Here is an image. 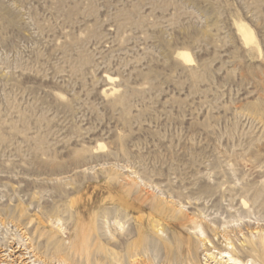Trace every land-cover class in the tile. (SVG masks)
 I'll use <instances>...</instances> for the list:
<instances>
[{"label": "rangeland", "instance_id": "1", "mask_svg": "<svg viewBox=\"0 0 264 264\" xmlns=\"http://www.w3.org/2000/svg\"><path fill=\"white\" fill-rule=\"evenodd\" d=\"M134 259L264 264V0H0V264Z\"/></svg>", "mask_w": 264, "mask_h": 264}, {"label": "bare ground", "instance_id": "2", "mask_svg": "<svg viewBox=\"0 0 264 264\" xmlns=\"http://www.w3.org/2000/svg\"><path fill=\"white\" fill-rule=\"evenodd\" d=\"M249 30L247 29V28H245V27H243V34L244 35H247V37L249 38V39H251V37L249 36L250 35V33L248 32ZM179 56H181L182 58H183V60H189V54L188 53H185V52H179ZM107 198V197H106ZM108 198H110L109 197V195H108ZM113 201V200H112ZM113 203V202H112ZM115 203H117V202H115ZM243 203V205H246V202H242ZM119 206V205H118ZM121 207H123V206H121ZM117 208V207H116ZM118 208H120V207H118ZM127 210V209H126ZM125 210V211H126ZM124 212V211H123ZM122 213V212H121ZM138 217V216H137ZM136 217V218H137ZM139 217H142V216H139ZM93 218H94V216H92V218H91V222H92V224L88 227V234L90 233V232H95V218H94V221H93ZM135 218V219H136ZM142 219V218H141ZM114 223V222H113ZM112 223V224H113ZM88 224V223H87ZM118 224V223H117ZM109 227V226H108ZM110 228V227H109ZM118 228V227H117ZM120 228V227H119ZM108 229V228H107ZM111 229L112 230H114L115 232L117 231V229H116V226L115 227H113V226H111ZM111 231V230H110ZM82 232V231H81ZM117 232H119V230L117 231ZM113 233V232H112ZM124 234H126V233H124ZM138 234V239H137V243H140L141 241H142V235L140 234V233H137ZM121 235H122V233L120 234V233H117L116 234V237L118 238V240H119V238L121 237ZM97 238H99V236H97V235H95ZM126 236V235H125ZM124 235H123V237H125ZM112 239H114V238H112ZM108 240H110V238L108 239ZM107 240V241H108ZM110 242V241H109ZM112 242V241H111ZM134 248V247H133ZM139 263V261L138 260H135L134 259V261H133V263L132 264H138Z\"/></svg>", "mask_w": 264, "mask_h": 264}]
</instances>
